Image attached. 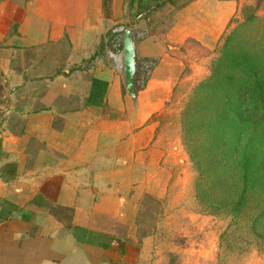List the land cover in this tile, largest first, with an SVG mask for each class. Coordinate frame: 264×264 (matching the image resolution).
Segmentation results:
<instances>
[{"label": "crops", "instance_id": "1", "mask_svg": "<svg viewBox=\"0 0 264 264\" xmlns=\"http://www.w3.org/2000/svg\"><path fill=\"white\" fill-rule=\"evenodd\" d=\"M238 1L134 20L136 63L153 65L132 96L110 57L127 0H0V264H153L159 233L139 235L140 216L166 211L176 162L155 116L183 50L213 48Z\"/></svg>", "mask_w": 264, "mask_h": 264}, {"label": "rangeland", "instance_id": "2", "mask_svg": "<svg viewBox=\"0 0 264 264\" xmlns=\"http://www.w3.org/2000/svg\"><path fill=\"white\" fill-rule=\"evenodd\" d=\"M187 1L165 0L160 7H168L165 25ZM126 7L127 14L135 10L132 6L130 11L128 0ZM136 19L129 16L122 24L129 28ZM229 34L232 48L240 46L249 57L260 58L264 54V0H239L237 12L213 48L194 46L188 47L190 51L183 50V72L163 110L155 116L157 136L173 152L176 162L171 182L173 196L168 197L166 211L140 216L139 235L159 233L158 246L152 249L153 264H264V188L253 190L244 207L235 212L232 203L239 197L238 175L225 170L228 163L214 159L200 177L182 136V112L196 85L210 74L211 64ZM198 151L206 153L202 148ZM149 205L152 209L156 206L153 202ZM159 217L163 220L161 228L155 226ZM156 252L162 257H156Z\"/></svg>", "mask_w": 264, "mask_h": 264}, {"label": "trees", "instance_id": "3", "mask_svg": "<svg viewBox=\"0 0 264 264\" xmlns=\"http://www.w3.org/2000/svg\"><path fill=\"white\" fill-rule=\"evenodd\" d=\"M109 1L103 0L105 10ZM164 2L128 0L129 9L135 6L129 16L149 14ZM230 36L224 38L210 74L196 85L182 112V136L200 177L214 159L228 163L225 170L238 175L239 197L232 203L238 212L253 190L264 188V54L249 57L240 46L232 48Z\"/></svg>", "mask_w": 264, "mask_h": 264}, {"label": "water", "instance_id": "4", "mask_svg": "<svg viewBox=\"0 0 264 264\" xmlns=\"http://www.w3.org/2000/svg\"><path fill=\"white\" fill-rule=\"evenodd\" d=\"M129 25H131V23H129ZM129 28H126L123 32L122 69L124 75V86L127 92H129L132 96H135L136 54H135L134 41L131 37V30Z\"/></svg>", "mask_w": 264, "mask_h": 264}, {"label": "built area", "instance_id": "5", "mask_svg": "<svg viewBox=\"0 0 264 264\" xmlns=\"http://www.w3.org/2000/svg\"><path fill=\"white\" fill-rule=\"evenodd\" d=\"M125 30L124 25H116L111 30V46L112 49L110 51V57L121 59L123 63V53H122V38H123V32ZM140 36H144V33H139ZM152 62L151 61H139L136 63V72L139 71L140 73V80L139 85L143 86L145 81L148 79L151 69H152ZM136 74V73H135Z\"/></svg>", "mask_w": 264, "mask_h": 264}]
</instances>
